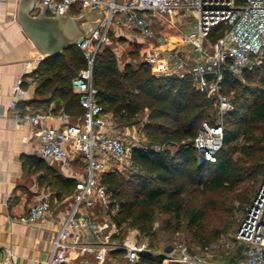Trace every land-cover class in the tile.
I'll use <instances>...</instances> for the list:
<instances>
[{
	"label": "built area",
	"instance_id": "obj_1",
	"mask_svg": "<svg viewBox=\"0 0 264 264\" xmlns=\"http://www.w3.org/2000/svg\"><path fill=\"white\" fill-rule=\"evenodd\" d=\"M34 1V14L41 12L37 4L47 9L48 16L54 17L72 15L74 11L79 15L95 10L104 13L100 28L77 46L87 59V67L72 80L73 92L84 110L79 122L67 123L69 118L62 115L64 126L55 130L44 124L48 116L43 111L28 106L20 108V103L30 95L29 87H25L26 76L17 81L13 99L7 107L17 124L37 131L39 153L43 158L59 163L68 171L72 170L78 156L85 163L84 176L76 183L72 208L52 242L47 264H70L71 252L79 256L72 264H105L108 257L117 252H123L130 263H137L142 254L151 249L139 240L138 231L121 240L112 220L118 212V205L113 200V193L101 184L100 177L111 171L124 175L137 173L133 150L145 146L139 144L137 136L132 137L134 145L128 146L127 136L117 130L110 115L98 103L99 91L93 81L97 51L101 46L111 44V34L117 28L125 30L126 39L147 46L142 60L155 69L157 76H189L199 92L216 102L223 119L234 111L232 98L222 91L224 72L229 70L240 76L264 55V0H243L241 4L236 0ZM190 19H194L192 28L183 34L177 47L156 27L158 21L176 27L177 21L184 23ZM219 25L229 29L212 47H207L206 39ZM182 47L191 48L192 56L185 58L171 49ZM43 60L41 55L38 63ZM208 74L214 77L209 80L206 78ZM223 145V123L204 122L194 140L202 163L215 164ZM51 206L50 194H44L19 222L33 225L44 221L51 213ZM237 244L238 254L227 264H264V179L256 199L247 210ZM170 261L212 264L208 260H194L185 249ZM0 264L14 263L8 259Z\"/></svg>",
	"mask_w": 264,
	"mask_h": 264
},
{
	"label": "trees",
	"instance_id": "obj_2",
	"mask_svg": "<svg viewBox=\"0 0 264 264\" xmlns=\"http://www.w3.org/2000/svg\"><path fill=\"white\" fill-rule=\"evenodd\" d=\"M242 1L236 0V3ZM78 13L74 11L72 16H78ZM228 29L224 25L213 28L206 46L212 47ZM160 31L170 39L183 36L180 30L172 27ZM118 39L128 44L130 51L137 56H143L147 49L143 43L125 37ZM109 45L98 49L94 61L93 81L99 91L97 101L106 113L113 114L120 122L132 123L148 111L143 127L147 145L133 150L137 173L106 172L101 175L100 182L113 193V200L118 205V212L112 217L116 228L134 220L141 233H146L152 218L146 212L138 215L139 210L146 211L166 201L165 210L176 212L179 218L182 210L180 197L190 187L222 190L242 178L241 169L233 160L232 148L244 134L241 132L243 122L264 124V55L240 76L229 70L224 72L222 91L228 96L233 95L234 111L224 116V145L217 162L199 165L194 140L204 122L216 124L210 115L212 100L194 87L189 76L159 77L143 60L137 64L128 63L121 71ZM86 67L87 59L78 47L66 50L57 58L44 59L31 75L36 83V99L21 102L20 108L29 106L38 110L40 105L61 101L63 113L75 121L83 116L84 110L73 92L72 80ZM25 87L28 88L29 84L25 83ZM260 173L264 172H255L254 176ZM207 174L209 178L204 182ZM60 182L63 189L59 197L69 193L74 186L72 181L60 179ZM199 217V212H192L191 223H196ZM165 261L164 256L148 252L142 254L136 264H166Z\"/></svg>",
	"mask_w": 264,
	"mask_h": 264
},
{
	"label": "crops",
	"instance_id": "obj_3",
	"mask_svg": "<svg viewBox=\"0 0 264 264\" xmlns=\"http://www.w3.org/2000/svg\"><path fill=\"white\" fill-rule=\"evenodd\" d=\"M18 7L19 0L0 2V263L10 259L14 264H47L52 242L72 208L75 183L84 176L85 163L78 156L72 170L68 171L59 163L43 158L39 153L37 131L17 124L8 113L14 87L22 76H26L30 89V95L24 102L36 99V83L31 75L37 70L42 55L19 24ZM176 23V27L164 21H158L156 25L160 29L176 28L182 35L192 28L191 24V28L186 30V22ZM115 35L120 38L126 34L117 28ZM180 39L171 38L175 47L179 46ZM171 49L185 58L193 54L191 48ZM61 107V101L38 106L37 109L48 116L44 122L47 127L63 128L61 116L65 114ZM108 114L111 122L116 124L113 114ZM67 117V123H72L73 118ZM60 179L73 182L71 194L63 193L59 197L63 189ZM44 194L51 196L48 218L33 225L21 224L19 219Z\"/></svg>",
	"mask_w": 264,
	"mask_h": 264
},
{
	"label": "rangeland",
	"instance_id": "obj_4",
	"mask_svg": "<svg viewBox=\"0 0 264 264\" xmlns=\"http://www.w3.org/2000/svg\"><path fill=\"white\" fill-rule=\"evenodd\" d=\"M37 9L41 11L44 8L37 4ZM193 21L194 19H190L186 22V30L191 28ZM157 29L160 30L159 25H157ZM113 34L108 48L112 50L121 71L128 63L137 64L142 61V56L132 53L131 47L126 43L119 42L118 37L115 33ZM65 57L67 58L68 55ZM229 96L233 98V95ZM212 104L211 119L216 123L224 124V118L222 119L219 107L214 100H212ZM148 113V111L144 112L132 123L113 119L116 122L117 130L127 136L128 146L134 145L133 136L139 138V144L147 145L143 127L147 122ZM71 121L74 123V120L71 119ZM241 132L244 134L233 144L232 148L233 160L241 169L242 178L239 181L230 183L226 189L215 191L208 190L203 186L190 187L180 197L179 202L182 210L179 218H177L176 212L165 210L166 201L146 211L139 210L138 215L143 212L151 215L152 219L147 224L148 230L146 233H141L134 220H130L118 228L121 240L125 239L129 233L138 231L140 233L139 240L145 242L149 248L152 247L150 251L152 254L164 256L166 264H179L170 260L179 257L184 249L194 260H208L212 264H227L229 260L235 258L238 254V232L264 179V173L254 176L255 172H264V124L250 125L245 121L241 125ZM197 163L203 164L199 154ZM208 178L209 174L204 182H207ZM69 193H72V189L69 190ZM192 212L200 213L196 223H191ZM167 248H172L173 251L167 253ZM206 248H209L208 252H206ZM69 256L70 264L76 263L79 258L78 254L73 252ZM105 264L136 263H130L125 254L121 252L109 256Z\"/></svg>",
	"mask_w": 264,
	"mask_h": 264
},
{
	"label": "water",
	"instance_id": "obj_5",
	"mask_svg": "<svg viewBox=\"0 0 264 264\" xmlns=\"http://www.w3.org/2000/svg\"><path fill=\"white\" fill-rule=\"evenodd\" d=\"M34 0H19L17 19L21 27L36 45L44 59H54L66 50L77 47L90 39L100 28L104 13L101 10L87 12L79 16L54 17L47 15L44 8L34 14ZM213 74H208L211 80ZM172 248L166 252L171 253Z\"/></svg>",
	"mask_w": 264,
	"mask_h": 264
}]
</instances>
